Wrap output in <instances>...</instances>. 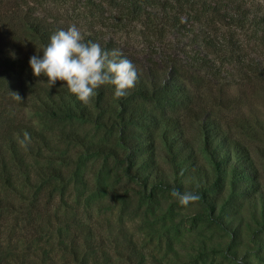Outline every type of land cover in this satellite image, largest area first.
<instances>
[{
    "label": "trees",
    "instance_id": "trees-1",
    "mask_svg": "<svg viewBox=\"0 0 264 264\" xmlns=\"http://www.w3.org/2000/svg\"><path fill=\"white\" fill-rule=\"evenodd\" d=\"M60 1L68 3L0 0V264H26L29 258V252L7 243L9 229L21 220L24 229L40 237L54 233L59 224L66 240L58 249L69 253L73 263L101 264L100 256L91 253L120 241L126 250L122 254L134 263L138 244L133 236L126 237L123 227L119 239L100 238L79 212L59 214L46 207L58 187L72 184L74 205L89 211L96 194L106 189L99 172H90L96 177L92 183L90 173L83 171L97 158L104 166L113 160L122 181L125 175V183L118 186L128 188L132 181L138 185L133 190L140 204L173 189L194 191L210 216L235 236V213L244 202L264 221V183L252 148L213 116L216 106L205 103L234 101L223 96L226 63L243 79L264 74V57L248 55L243 41L234 37L236 29H244L264 51L261 9L255 13L244 0H72L70 8L60 10ZM73 24L85 41L119 49L134 63L139 79L127 97L117 99L114 86L103 85L85 105L64 82L51 87L46 77L28 70L26 63L32 55H42L50 36ZM20 32L37 52L13 54L19 45L12 39ZM215 80L220 83L217 94L211 93ZM16 109L40 112L58 128L50 131ZM79 123L113 135L95 138ZM248 128L251 134L259 132ZM24 132L31 137L27 149L19 143ZM61 143L66 145L64 154L59 152ZM257 151L264 158V147L257 146ZM129 194H123V213L134 207ZM31 254L37 256L31 264H55V255L43 247Z\"/></svg>",
    "mask_w": 264,
    "mask_h": 264
},
{
    "label": "rangeland",
    "instance_id": "rangeland-1",
    "mask_svg": "<svg viewBox=\"0 0 264 264\" xmlns=\"http://www.w3.org/2000/svg\"><path fill=\"white\" fill-rule=\"evenodd\" d=\"M71 1L68 0L67 4L64 3L66 1H60L58 3L60 10L65 7L70 8L73 5ZM244 1L247 7L255 10V13L259 7L264 14V0ZM234 32V37L243 41L245 53L252 56L258 53L264 57V51L253 40L250 33L244 29H236ZM20 34L18 39H12L17 46L19 45L15 47L13 54L24 56L27 50L35 52L39 50L26 35L21 32ZM229 34L228 36H231ZM26 65L28 70H32L28 62ZM225 70L228 74L222 83L225 90L223 96L227 98L226 100L234 101L205 103L216 106L213 116L220 118L234 133L250 144L264 183V158L257 151V146L264 147V130H261L259 126L260 122L264 124V74L243 79L238 69L228 63L225 65ZM219 84L216 80L212 83L214 86L211 88V93H218ZM15 112L19 116L33 119L36 123L46 124L51 127L50 131H56L58 128L57 124L44 118L40 112L31 109H16ZM250 125L259 132L251 134L248 128ZM78 127L85 129L91 136L103 140H108L113 135L110 131L99 129L88 123H79ZM64 148L66 145L61 143L59 146L61 154H64ZM103 163L102 158H97L83 168L86 173L99 172L106 183V189L96 194L97 202L88 208L89 211L82 206L76 208L74 205L76 190L72 184L68 187L66 185L58 187L46 206L53 213L79 212V216L92 225L93 231L100 235V238L102 236L109 240L119 239L118 237L122 236L120 232L122 227L127 238L133 236L138 244L139 252L138 255H134V263L128 262L122 254L126 250L120 241L119 246L115 243L112 246L105 243L104 248H97V254L91 253V256H100L101 264H138L139 261L143 264H264V221L254 217L249 204L244 202L237 208L235 214L239 215V232L235 236L210 216V209L201 199L188 206H182L171 192H165L159 193L153 201L140 204V196L133 190L138 185L132 181L128 184V188L118 186L120 182L125 183V175L123 174L122 181L121 172L113 160L106 162V166ZM90 176L94 183L95 175L90 173ZM64 189L66 190L62 194ZM126 191H130L129 201L133 202L134 207L123 213L122 208L127 205L123 200V194ZM98 202H102V206ZM260 209H262L261 203L259 211ZM9 215L13 218L16 214ZM25 225L26 222L21 220L18 225L10 228L7 243L29 252L26 264H31V260L37 259V256L31 254L37 247H43L45 251L52 252L55 255V264H76L71 260L69 253H62L58 249L63 248L61 243L63 244L66 240L65 234L58 231L62 228L59 224L56 225L54 233L43 237L33 234L29 229H24ZM110 258L111 261L107 262L106 260Z\"/></svg>",
    "mask_w": 264,
    "mask_h": 264
},
{
    "label": "clouds",
    "instance_id": "clouds-1",
    "mask_svg": "<svg viewBox=\"0 0 264 264\" xmlns=\"http://www.w3.org/2000/svg\"><path fill=\"white\" fill-rule=\"evenodd\" d=\"M29 64L34 76L46 77L51 87L57 81L64 82L85 105L103 85H113L115 98H125L139 79L138 69L121 50H106L98 42L85 41L75 24L52 34L49 43L42 49V55H32ZM13 93L15 100L22 101L18 93ZM19 143L27 149L31 143L30 134L24 132ZM171 195L182 206L200 199L199 193L194 191L173 189Z\"/></svg>",
    "mask_w": 264,
    "mask_h": 264
}]
</instances>
